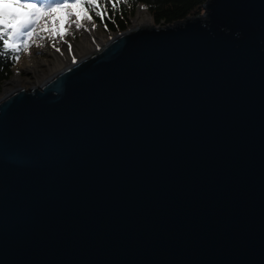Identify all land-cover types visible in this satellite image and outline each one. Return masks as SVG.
<instances>
[{"label": "water", "instance_id": "obj_1", "mask_svg": "<svg viewBox=\"0 0 264 264\" xmlns=\"http://www.w3.org/2000/svg\"><path fill=\"white\" fill-rule=\"evenodd\" d=\"M0 264H264V0L0 97Z\"/></svg>", "mask_w": 264, "mask_h": 264}, {"label": "snow or ice", "instance_id": "obj_2", "mask_svg": "<svg viewBox=\"0 0 264 264\" xmlns=\"http://www.w3.org/2000/svg\"><path fill=\"white\" fill-rule=\"evenodd\" d=\"M112 7L116 8V2L112 3ZM90 9L103 22L107 7L102 9L99 0H0V41L3 42V49H10L16 62L22 51L30 54L31 46L41 48L45 40L52 42L57 51L61 50L58 43H67L71 52L72 45L66 36L73 29L90 31L97 27ZM86 22H92L90 29ZM3 54L6 55L7 51Z\"/></svg>", "mask_w": 264, "mask_h": 264}, {"label": "trees", "instance_id": "obj_3", "mask_svg": "<svg viewBox=\"0 0 264 264\" xmlns=\"http://www.w3.org/2000/svg\"><path fill=\"white\" fill-rule=\"evenodd\" d=\"M208 0H99L102 9L106 6L107 11L103 22L100 17L90 13L101 27L111 33L125 31L129 27V19L136 13L140 5L148 8L154 18L156 25H170L182 21L191 16H197L204 11V5ZM116 2L113 9L112 3ZM111 17V19H109ZM107 24L105 28L104 25ZM7 51V54H3ZM23 51L19 54L21 57ZM17 62L13 59L11 50L3 49V42L0 41V91L4 84L12 77Z\"/></svg>", "mask_w": 264, "mask_h": 264}, {"label": "bare ground", "instance_id": "obj_4", "mask_svg": "<svg viewBox=\"0 0 264 264\" xmlns=\"http://www.w3.org/2000/svg\"><path fill=\"white\" fill-rule=\"evenodd\" d=\"M93 21L97 27L90 31L81 28L82 35L80 41L74 38L73 31L71 32L70 38L66 37L68 42L72 45L71 52L68 50V44L63 42L57 44L61 49L60 51H57L56 48L52 46V42L48 40L42 41L44 46L41 48L32 46L30 48V54L25 53L23 59L14 67L15 76L10 83L19 85L22 81L21 71L27 70L34 75L36 80L33 81L32 84H35L56 74L60 65L67 66L73 63V57H75V61H77L101 49L113 35L110 38L106 37L102 28H100L101 26L98 25L94 18ZM133 22V27H137L153 24L154 19L147 12V7L140 5ZM91 23L92 22H86L89 29L91 28ZM42 50H47L50 53V56L53 58L52 61L38 57L37 54Z\"/></svg>", "mask_w": 264, "mask_h": 264}, {"label": "rangeland", "instance_id": "obj_5", "mask_svg": "<svg viewBox=\"0 0 264 264\" xmlns=\"http://www.w3.org/2000/svg\"><path fill=\"white\" fill-rule=\"evenodd\" d=\"M137 12H138V9H137L136 13L129 19V27L128 28H132L134 26L133 20L136 17ZM147 12L149 13L148 8H147ZM149 15H151V14L149 13ZM94 20H95V18H94ZM98 25L100 26V24H98ZM100 28H102V31L104 32V34L106 35V37H109L110 38L113 34H115V33H111V32L106 31L103 27H100ZM73 34H74V38L77 41H80L81 35H82L81 29L80 30H74L73 29ZM66 37L67 38H70L71 37V33L69 35H67ZM24 54L25 53L23 52V54L19 58V61L17 62V64L23 59ZM37 55H38L39 58H45V59H48L49 61H52V59H53L52 56H50V53L47 50H42ZM14 76H15V72L13 73L12 77L4 84L3 90L0 91V97H2L8 91L16 89L17 87L24 88V87L30 86V85H32V82L36 80L34 78V75L30 71L22 70L21 71V78H22L21 83L19 85H17V84H11L10 82L12 81V79L14 78Z\"/></svg>", "mask_w": 264, "mask_h": 264}]
</instances>
